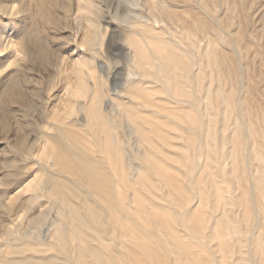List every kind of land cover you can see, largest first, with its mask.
I'll return each mask as SVG.
<instances>
[{
  "label": "rangeland",
  "instance_id": "rangeland-1",
  "mask_svg": "<svg viewBox=\"0 0 264 264\" xmlns=\"http://www.w3.org/2000/svg\"><path fill=\"white\" fill-rule=\"evenodd\" d=\"M165 8L169 12H166ZM95 14L98 17L99 33L92 41V21ZM146 25H154L157 31L163 29L164 31L160 32L161 38L173 45L187 46L184 34L188 32L196 35L201 49L214 48L223 53V56L218 55L217 58L220 60L218 75L223 78L221 89L222 97L225 99L221 100L220 104H216L215 108L220 110L235 98L239 100L237 101L239 109L232 111L229 130L218 133L214 145L224 140V148L219 146V149L222 148L227 152L231 150L233 153L235 151L241 160L249 154L247 174L253 181L256 175L262 173L253 151L248 152L245 146H242V137L238 133L230 134L234 129L231 123L235 119L242 118L241 121L245 123L250 120L260 123L264 120V0H0V264H4L5 261L10 264H22L23 260H32L40 256L62 257L56 251L45 247L47 243L42 237L45 234L49 236L48 230L53 229L51 224L60 216L53 210L49 211V200L40 196V192L31 190L22 192V190L37 177L46 175L47 170L65 175L46 155V149L53 147L48 135H61L60 129L55 131V127L64 128L67 122L80 119L75 122L81 124L80 129L84 131L89 129L85 122L86 111L80 110L79 113L76 111L78 101L84 104L87 103V99L71 96V89L73 90L77 83L87 84L86 96L105 91L100 104L101 109L106 107L105 102L109 99L107 94L119 91L126 96L129 93V86L125 87V85L135 72L131 67L132 50L128 41L140 39ZM209 40L213 45L208 47ZM90 58L92 62L87 64ZM101 63L106 64L101 65ZM200 64L202 85L205 88H199L197 92L202 98L200 107L203 108L205 90L209 88L210 93H214L218 83L210 82L209 75L212 74L210 68H204L202 62ZM100 69H104L107 76L99 71ZM128 74L130 77L126 78ZM100 76L103 77L105 85H101L102 88L99 85ZM154 92L166 102L167 108H175L170 103L171 99L166 94H162L160 88H155ZM210 97L214 98L210 94L207 100H210ZM135 101L133 99L130 103L135 104ZM186 109L187 105H184V110ZM173 112L176 111L164 110L161 116L155 113L153 115L157 121H162L168 127H164L162 131L167 134L170 148L162 146L163 152L181 160L184 158L182 150H187L188 147L187 144L184 145L182 138L193 137L197 142L199 137H194L187 130V125L180 121V116L178 117V111L177 117L172 114ZM119 118L112 119L117 126L113 136L119 144L123 143L129 156L131 157L132 154V146L138 153H143L144 150L146 153L150 152L148 148L137 142L135 133H132L130 140L126 138L123 129L126 120ZM175 130H178L176 131L178 134L174 132ZM89 133L90 130H87L77 139L79 147L85 148L87 155L103 160V154L93 147L94 136L91 137ZM98 133H100L99 139L105 138L101 130ZM146 135L150 141L158 142L153 133L147 131ZM202 139L204 138L201 136ZM66 142L69 143V139H66ZM238 144L241 146L238 147ZM188 151L191 152V148ZM204 160L205 154L201 150L199 163H203ZM135 163L139 162L134 161ZM242 163L236 165L238 178L242 176ZM168 164L170 167L166 169L165 177L162 178L152 175L149 167L140 168L145 173L148 185L162 190L156 192L159 198L156 205L160 206L158 209L151 204L146 189L145 193L142 195L138 193L136 196L132 195V191L124 194L120 192L123 202L126 195L131 194L130 198H127L130 202L129 217L136 220L143 229L157 230L156 233L160 231L156 234V238L161 237L163 233L164 236L166 232L157 229L155 222L179 218L183 211L177 209V201L179 199L181 201L183 197L188 203L185 210L191 212V215L187 217L188 220L185 219L184 227L179 228L178 234L185 237L186 241H191L187 232L192 226L197 225H194L195 222L198 223L197 213L202 212L201 214L208 216L207 225L202 227L207 234L219 217L220 211L217 209L214 211L215 204L209 197L214 187H228V190L225 193L222 190V193L225 198H232L234 205L239 198L245 197L239 189L241 182L236 181L232 176H227L225 181L219 172L218 164L215 163L210 164L212 174L216 177L215 186L209 188V192L203 188L199 190L200 194L192 190L185 195L182 181V175L185 177L183 167L176 162H168ZM221 165L227 171L231 169L229 158H225ZM40 166L46 169V172L44 169L41 170ZM17 194L20 196L16 204L25 201L23 210L19 213H16V210H7L1 198L8 196L13 198ZM32 195H38L40 198L32 201ZM198 196L201 200L200 204L197 202ZM27 199L29 202H26ZM133 202L135 205H131ZM261 205L264 206V199ZM256 208L258 219L264 221V210L259 209L258 206ZM229 211V216L236 221V225L243 227L244 206L240 207V204L239 207L232 206ZM176 231L177 229L175 234ZM224 236L231 242V235L225 233ZM90 243L94 244V242ZM194 244L199 246V249L195 248L191 253L194 258L191 264H207L211 257L206 256V249L197 241H194ZM215 244L216 242L213 241L209 246L214 248ZM144 246H147L145 242ZM261 246L264 250V241ZM146 248L152 264H167L161 252L155 250V247L148 245ZM112 250L115 251L113 243ZM140 250L141 256L136 254L133 247L129 249L131 260L135 264L149 263L142 255L145 249L140 248ZM165 250L167 255L174 259V247L165 244ZM242 251L247 252V249L242 246ZM223 252L227 253L226 250ZM191 254H186L185 260L189 259ZM219 254L221 253L217 252L218 256ZM233 256L236 258L235 255ZM254 257V262L256 261L254 264H264V259L260 262L256 256ZM245 264L250 263L245 262Z\"/></svg>",
  "mask_w": 264,
  "mask_h": 264
},
{
  "label": "bare ground",
  "instance_id": "bare-ground-1",
  "mask_svg": "<svg viewBox=\"0 0 264 264\" xmlns=\"http://www.w3.org/2000/svg\"><path fill=\"white\" fill-rule=\"evenodd\" d=\"M92 22V41H94V38L99 33L97 14H95ZM163 31V29L157 31L154 25H146L140 39H129L128 44L132 50L131 60H133L131 67L135 72L133 77L129 78V74L126 77L129 78V81L125 87L129 86L130 91L126 96L119 91L107 94L109 99L105 102V104L107 103L106 109H101L100 107L105 91L86 96L87 84L83 82L77 83L75 88L71 89V96L87 99V103L84 104L79 101L78 103L76 102V111H86L87 121H84L89 126V129H86L90 130L91 133L89 134H91V137L94 136L93 147L103 154V160L87 155L86 149L79 147L77 139L81 138L82 134L87 131L80 129V123H75L80 121V119L67 122L64 128L54 126L55 131L60 129L61 135H48L53 147L46 149V155L54 164L60 167L67 177L48 170L46 172V169L40 166L39 168L41 170L44 169L46 175H41L31 183H28L26 187L24 186L25 188L22 192H29V190L40 192V196L49 200V211L53 210L60 216L58 220L51 224L53 229L48 230L49 236L45 234L42 237L47 243L45 247L56 251L62 257L40 256L32 260H23V262L21 261L22 264H135L129 254V249L132 247L139 256H141L140 248L145 249L142 255L146 262L152 264V260L147 256L148 250L146 247L148 245L155 247V250L161 252L167 264H185V262L186 264H191L194 260L191 253H193L195 248L199 249V246H196L194 241L199 242L206 249L207 255L205 253L204 255L211 257L208 259L207 264H245V262L254 264L256 262H254V256L260 262L264 259V250L261 246L264 241V221L258 219L255 213L257 206L259 209L262 208L264 210V206L261 205V201L264 199V120L260 121V123L252 120L245 123L241 121L243 120L242 118L241 120H232L231 124L234 129L231 134L229 133L230 135L238 133L242 137L243 143L245 142L244 145L241 143L242 146H245L248 152L253 151L254 157L260 164L262 173L256 175L254 179L256 182L254 183L249 174H247L249 154L241 160L237 152L234 151L233 153L231 150L227 152L222 148L221 150L219 149V146L223 147L225 144L224 140L220 141V143L217 142L216 146L214 145L218 133H224L229 130V120L233 116L232 111L239 109L237 106V101L239 100L235 98L231 102H227L224 108L220 110L215 108L216 104H220L221 100L225 99L222 97L221 85L223 84V78L221 79L218 75L220 60L217 58L218 55L223 53L220 50L219 53L214 48L201 49L196 35L188 32L184 34L187 46L173 45L168 40L161 38L160 32L162 33ZM210 40L207 41L208 47L213 45ZM91 51L93 50L91 49ZM91 62L92 58L88 59L86 63L90 64ZM200 62L203 63L204 68H210L213 74V78L212 74H208L211 78L210 82L217 81L218 83L214 93H210L209 88L205 90L203 108L200 107L202 98L197 92L199 88H205L202 85V77L200 75L202 67ZM105 64L101 63V65ZM99 71L107 76L104 69ZM102 78V76L99 77L100 87L104 85ZM157 87L160 88L162 94H166L171 99L170 103L175 108L166 107V102L156 95L158 93L154 92ZM210 94L214 98L210 97L211 99L207 100ZM133 99L136 100L135 104L130 103ZM184 105H187L186 110H184ZM169 109L178 111V117L180 116V121L187 125V130L194 137H199L197 142L193 137L189 139L182 138L184 139V145L187 144L188 146L187 150L181 149L184 152V158H181L182 161L168 156V154L165 155L163 152L162 146L165 145L164 147L170 148L167 134L162 131L164 127H168L162 121H157L153 115L155 113L157 116H161L164 110L171 111ZM176 112L172 114L177 117L178 113ZM119 117L126 120L123 126L126 138L130 140L132 133H135L138 139L137 142L148 148L150 152L146 153V150H144L143 153H138L135 147L132 146V154L131 157L129 156L127 149L122 145L123 143L119 144L113 136V131L117 129V126L114 125L112 119H118ZM100 130L103 132L104 139L103 137L102 139L98 138ZM147 131L157 137V143L147 138ZM176 131L178 130L174 132ZM42 132L44 131L42 130ZM201 136L204 138L202 139L203 143ZM66 139H69V143L66 142ZM241 144H238V147ZM190 148L191 152L188 151ZM201 150L205 154L203 163H199ZM225 158H229L231 161L230 171H227L221 165ZM134 161L141 164H134ZM168 162H176L183 167L185 177L182 175V181L185 195H187L186 192L190 191L191 193L192 190L198 191L200 194L199 190H203V188H206L207 192H209L208 189L215 186L216 177L212 174L210 165L215 163L218 164L219 172L225 181H227V176H232L236 181L241 182L239 189L245 197L239 198L234 205L232 198H225L222 193V190L225 193L228 187H214V191L209 197L212 198V202L215 204L214 211L216 209L220 211L219 217L214 221L211 230H209L210 232H208L209 234H207L202 227L206 224L208 216L201 214L202 212L197 213L198 223L194 221V225H197L192 226L187 232L191 241H186L185 237L178 234L179 228L184 227L185 219L189 214L191 215V212L185 210V206L188 203L186 198L183 197L181 201L180 199L177 201V209L179 208V211H183L180 213L179 218L155 222L158 226L157 229L166 232L164 236L163 233L161 237L156 238V234L160 231L156 233L157 230L143 229L137 224L136 220L129 217L130 202L127 201V198H130L131 194L126 195V199L123 202L120 192L124 194L132 191V195L136 196L138 193L142 195L147 191L151 204L156 206L155 209H158L160 206L156 205L159 202L156 192L162 190L148 185L145 173L141 171V167H149L148 169H150L152 175L156 178H162L165 177L166 169L170 167ZM239 162H243L242 176L240 178L236 176V165ZM133 186H138L135 187L137 190L133 189ZM162 195L166 196L165 193H162ZM19 196L20 194L13 198H8L9 196L1 197L7 210H16V213L23 210L25 201L16 204ZM40 196L32 195V201L35 198L37 201ZM29 199L26 202H29ZM197 199L200 204L199 196ZM239 204L240 207L244 206L245 212L243 217L245 224L241 228L229 216V208L237 205L239 207ZM131 205H135L134 202ZM225 233L231 235V242L230 239L229 241L225 239ZM213 241L216 242L214 248L209 246L210 242L213 243ZM90 242H94V244ZM144 242L147 244L146 247ZM112 243L115 251L112 250ZM165 244L174 247V259L167 255ZM242 246L247 249V252L242 251ZM224 250L229 255L224 253ZM217 252L221 254L218 256ZM186 254H191L187 260H185ZM233 255L236 258H233ZM4 264H10V262L5 261Z\"/></svg>",
  "mask_w": 264,
  "mask_h": 264
}]
</instances>
